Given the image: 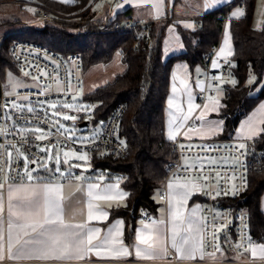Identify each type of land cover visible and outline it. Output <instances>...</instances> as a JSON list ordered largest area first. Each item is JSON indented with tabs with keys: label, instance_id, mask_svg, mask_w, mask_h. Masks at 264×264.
Returning <instances> with one entry per match:
<instances>
[{
	"label": "trees",
	"instance_id": "obj_1",
	"mask_svg": "<svg viewBox=\"0 0 264 264\" xmlns=\"http://www.w3.org/2000/svg\"><path fill=\"white\" fill-rule=\"evenodd\" d=\"M13 1L0 0V4ZM38 1L52 10L75 13L78 18L85 19L86 24L80 28H70L72 26L69 25L64 28L46 20L42 27L26 26L4 34L0 42V75H4L7 69L18 72L10 54L12 45L17 41L40 44L62 58L78 54L82 59L83 73L92 66L108 64L119 54L124 71L105 85L85 94L83 100L96 105L93 111L94 122H105L117 105L126 106L118 137L125 144L127 155L120 157L104 149L91 150L92 169L89 174L99 172L108 176V179L116 177L127 191V205L112 210L109 219L124 220L125 239L128 241L141 218L140 212H157L158 204L153 196L162 189L166 177L165 167L173 157V151L168 145L169 139L164 134L165 104L172 70L176 64L185 63L192 73L195 67L204 65V56L210 46L218 44L226 9L206 14L200 19V25L194 21L192 28L164 21L123 31L115 30V26H122L129 21L130 9L117 13L113 18H96L95 26L89 22L95 16L90 10L92 0H73L71 4L55 0ZM235 5L243 8L240 17L227 19L233 47L230 60L234 63L235 83L225 88V95L220 101L215 116L223 120V128L214 139H232L241 120L264 101V84L254 94L264 74V19L260 28L252 25L255 0H236ZM76 28L78 30L75 32L69 31ZM136 32L147 36L148 40L144 37L136 39ZM173 32L182 49L167 53L165 41L174 35ZM136 42L138 45L134 48ZM79 122H84L82 117ZM161 130L163 133H160ZM254 140L264 148V122L262 131ZM51 178L39 174L40 180ZM262 197L264 171L252 172L248 178L247 191L236 206L248 212L250 234L255 242L264 240Z\"/></svg>",
	"mask_w": 264,
	"mask_h": 264
},
{
	"label": "built area",
	"instance_id": "obj_2",
	"mask_svg": "<svg viewBox=\"0 0 264 264\" xmlns=\"http://www.w3.org/2000/svg\"><path fill=\"white\" fill-rule=\"evenodd\" d=\"M98 1L93 0L90 8H94ZM97 13L101 14L102 11L98 9ZM226 17L227 13L223 19ZM41 19L49 20V14L41 12ZM196 22L200 25V20ZM139 26L141 25L125 23L122 26L116 25L115 30L128 31ZM143 37L148 40L147 36L135 33L136 39ZM137 45L136 42L133 47L137 48ZM217 48L218 44L210 46L209 52L204 56L202 71L195 81L202 84L201 87L196 86L197 104L214 97L217 89L223 90L225 95V88L235 81L234 63L230 59H219L213 65ZM10 54L17 71L32 77L38 83V88L20 91L12 96L6 95L0 88V187L24 181L28 170L44 161L49 148L58 147L76 152L104 149L120 157L127 155L126 146L118 137L120 122L126 111L124 104L113 109L94 139L83 142L68 138L40 111H14L8 108L11 102L23 96L29 102H72L83 85L80 55L72 54L62 58L52 50L28 41L15 42ZM27 126L39 127L42 132L27 131ZM189 126L191 130H196L199 120L193 119ZM241 144L244 145L243 148H240ZM168 145L173 151V157L165 167V182L193 180L202 185L199 196L202 201L204 250L209 255L221 252L230 254L226 255L229 258L211 263H258L248 255L253 241L248 212L236 204L247 191L250 173L264 171V148L258 146L254 139L174 138L168 140ZM212 159L216 162H206ZM33 160L36 163H32ZM193 160L196 163H184ZM160 197H164L163 193ZM140 215L143 222L151 218L148 211L143 210ZM168 256L173 258L170 252ZM0 264L12 263L4 260Z\"/></svg>",
	"mask_w": 264,
	"mask_h": 264
},
{
	"label": "crops",
	"instance_id": "obj_3",
	"mask_svg": "<svg viewBox=\"0 0 264 264\" xmlns=\"http://www.w3.org/2000/svg\"><path fill=\"white\" fill-rule=\"evenodd\" d=\"M64 4H71L73 0H55ZM104 2L103 4H101ZM236 0H99L94 6V10L100 9L103 11L104 17L113 18L117 13H121L130 9L129 24L145 25L148 23H158L170 21L172 25H180L183 28H192L194 21L200 20L203 16L213 13L220 9H226L227 17L223 22L222 32L218 41L217 51L214 53L215 57H222L219 52L222 48L223 34L225 30L228 31V18H238L241 16L242 9L240 5H235ZM254 15L252 25L255 28H260L264 19V0H255ZM189 25H191L189 27ZM170 27H173L170 25ZM229 32V31H228ZM174 34V32H173ZM230 34V33H229ZM171 35V38L165 41V49L167 53L178 52L182 49L180 41L177 37ZM231 37V36H230ZM177 38V39H176ZM233 53V51H232ZM230 55L229 59L231 58ZM222 59V58H221ZM185 64V63H184ZM214 65V64H213ZM215 66V65H214ZM188 68V67H187ZM189 71V69H188ZM190 72V71H189ZM171 82V81H170ZM195 87H201V83H194ZM170 87V86H169ZM197 93V89H196ZM220 102L213 99H207L201 104H197L193 114L180 126L175 138L184 139H208L213 138L222 131L223 124L217 131H214L213 124L216 118L213 117L219 111ZM213 114V115H212ZM201 115H207L208 118L201 119ZM212 115V116H211ZM193 119L199 120V127L196 130H191L190 124ZM221 123L223 122L222 120ZM264 122V101H261L241 122L239 123L236 132L232 139L247 140L255 139L262 131V124ZM253 125V131L249 132L248 126ZM164 134L167 139L170 137L166 133V120L164 126ZM203 137V138H199ZM174 139V138H173ZM76 174V175H75ZM69 174L67 177L55 176L49 180H40L39 177H34L29 180L27 177L24 181L9 183L0 187V198H2L3 210L0 212L5 218L4 223V245H5V259L12 264H212L211 262L229 258L230 255L224 252L212 255L216 258L210 257L204 250L203 241V215H202V201L200 193L202 185L193 180H168L164 183L162 190L164 197L161 198L158 204L157 212L151 214V218L147 222H143L141 218L137 221L134 231L127 241L125 239V222L122 218L109 219L110 212L114 209H121L127 205L128 193L122 187L121 181L118 178L108 179V176L103 173H96L95 175L85 176L75 173ZM51 181L55 185L62 186L63 192V207L65 211L64 220L70 225L83 224L85 229L99 230L97 236L93 240V244H100L99 250H93L86 255L83 260L72 261H40L35 259H25L18 261H11L7 259V217H8V193L9 188L15 189L17 186L24 185L25 187H32L39 182ZM97 185L96 193L100 197L107 195L116 196V199H91L93 206V214L88 215V204L90 197L87 194V189L90 185ZM171 185V187H169ZM186 186L188 191L187 198L179 204L174 194L184 191ZM110 190V191H109ZM119 193H123V198H119ZM160 193V194H161ZM23 195V193H14L13 204L15 205V197ZM15 211V208L13 209ZM264 214V207L261 206ZM175 223L173 222V214L177 213ZM100 213H103L101 215ZM192 221V223H190ZM153 222H158L156 225ZM148 225L147 228L144 226ZM113 232V237L117 241L115 245L103 244L105 237L109 233V229H117ZM159 228V236H157L156 229ZM173 232L176 233L177 242L181 237H187L190 242L194 243L201 249V254L194 260H181L178 258L175 249L172 248ZM141 233L144 234V239L148 242L155 241L157 246L163 245L173 255V258L167 256L161 259H144L139 258L135 254V246L139 245L141 248L146 247V244L140 243ZM19 234V235H18ZM151 237V239H149ZM17 238L22 243L27 237L23 236L18 229L13 230L12 239L15 244ZM18 246V245H16ZM112 247H124L128 249L129 255L116 257L111 251ZM264 248V240L261 242L252 241L248 255L256 264H264V258H261L259 249ZM15 250V249H14ZM3 260V261H4Z\"/></svg>",
	"mask_w": 264,
	"mask_h": 264
},
{
	"label": "rangeland",
	"instance_id": "obj_4",
	"mask_svg": "<svg viewBox=\"0 0 264 264\" xmlns=\"http://www.w3.org/2000/svg\"><path fill=\"white\" fill-rule=\"evenodd\" d=\"M103 3L104 2L101 4ZM90 10L95 13V16L94 19L89 20V22L97 26L95 22L96 18L104 16L103 11L101 14H98L93 8H90ZM41 12L49 14L50 19L46 22L51 24L54 23L64 28H67L66 26L68 25L72 26L70 28H74L73 26H78L80 28L86 24V20L78 18L75 13H64L63 11L60 12L58 10L49 9L47 6L42 5L38 0H15L12 3L0 4V42L5 35L17 31L21 27H42L44 24L41 19ZM169 28L170 27L168 26V29ZM77 30L78 28L74 30L70 29L69 31L75 32ZM232 51L231 37L229 32L225 30L223 34L222 48L219 52L222 57H215L213 64L216 65L217 61L221 58L229 59ZM124 69L125 67L120 61L119 54H116L108 64L92 66L85 70L82 76V88L74 96L72 102L64 103L62 101L52 100H37L35 102H29L28 99L23 96L18 97L17 100L11 102L8 105V108L14 111H40L48 116L56 128L68 138L81 142L90 141L101 132L104 122L101 120L94 122L95 116L93 111L96 105L85 102L83 98L85 94H88L97 87L105 85L113 80L114 77L123 72ZM201 71V67L197 66L191 73L188 71L187 65L184 63L176 64L172 70L169 94L165 104L166 133L168 137H170L171 133L170 139L175 138L180 126L183 125L193 114L197 107L196 87L194 83ZM251 82L252 80L250 83ZM263 84L264 74L261 83L255 88L254 94L261 89ZM0 88H2V91L6 95L12 96L20 91L37 89L38 83L26 73L14 72L13 70L7 69L4 75H0ZM223 97V90L217 89L215 96L209 97L208 99L220 102ZM64 116H68L70 119L66 120L64 119ZM80 117L83 118L84 122L88 121L89 125L80 127ZM213 117L217 119L215 124H213V126L215 125L214 128H216L214 131H217L223 122L221 123V121H219L221 119L217 118L215 115ZM200 118L206 119L208 116L201 115ZM25 130L38 133L42 132V129L36 126H27L25 127ZM79 156H86V159H78L77 157ZM190 162L196 163L195 160L185 161L184 163L189 164ZM206 162L211 163L216 162V160L212 159L207 160ZM51 164H54V166L51 167ZM91 169L92 166L90 164L89 152H76L55 147L49 148L46 151V157L41 164L28 170L27 177H39V174H44L46 177L50 178L55 176L67 177L66 175H74L75 173L89 176ZM161 192H163L162 189L154 193L153 198L157 203L161 201ZM261 206L264 207V197L261 198ZM210 257L217 259V257L212 255Z\"/></svg>",
	"mask_w": 264,
	"mask_h": 264
},
{
	"label": "snow or ice",
	"instance_id": "obj_5",
	"mask_svg": "<svg viewBox=\"0 0 264 264\" xmlns=\"http://www.w3.org/2000/svg\"><path fill=\"white\" fill-rule=\"evenodd\" d=\"M242 15V13H239ZM191 25H189L190 27ZM233 83H235L233 81ZM64 119H70L64 116ZM74 119V118H72ZM249 132L253 131V125L248 126ZM171 138V133H170ZM244 145L241 144L240 148ZM78 159H86V156H79ZM36 163V161H32ZM31 176L29 180L31 181ZM97 185H90L87 189V194L90 197L88 204V215L93 214V206L91 199H116V196L105 195L100 197L95 189ZM171 187V185H169ZM184 191L174 194L179 204L187 198L188 191L186 186ZM110 191V190H109ZM14 193H23L15 197L16 203L13 204ZM119 198H123V193H119ZM63 192L61 185H55L51 181H41L32 187L24 185L17 186L15 189L9 188L8 193V217H7V232L8 239L6 245L7 259L11 261L35 259L40 261H72L83 260L86 255L93 250H99L100 244H93V240L97 236L99 230L85 229L83 224L75 226L65 222V211L63 207ZM15 208V211L13 210ZM3 210L2 198H0V212ZM103 215V213H100ZM178 212L173 214V222L177 218ZM4 223L5 218L0 215V262L5 259L4 245ZM158 222H153L156 225ZM192 223V221H190ZM145 228L148 225L144 226ZM18 229L27 237L23 242L17 238L15 244L12 239L13 230ZM117 229H109L108 235L105 237L103 244L115 245L117 241L113 237V232ZM159 236V228L156 229ZM19 235V234H18ZM151 239V237H149ZM140 243L146 244V247L141 248L135 246V254L139 258L144 259H161L167 256L168 249L163 246H157L156 242H148L144 239V234L141 233ZM18 245V246H16ZM172 248L179 259L194 260L201 254V249L196 244L189 241L187 237H181L179 242L176 239V233L173 232ZM15 249V250H14ZM111 251L116 257L129 255L128 249L124 247H112ZM261 258H264V248L259 249Z\"/></svg>",
	"mask_w": 264,
	"mask_h": 264
},
{
	"label": "water",
	"instance_id": "obj_6",
	"mask_svg": "<svg viewBox=\"0 0 264 264\" xmlns=\"http://www.w3.org/2000/svg\"><path fill=\"white\" fill-rule=\"evenodd\" d=\"M86 125H89V122L88 121H85V122H81L79 123V126L82 127V126H86Z\"/></svg>",
	"mask_w": 264,
	"mask_h": 264
}]
</instances>
